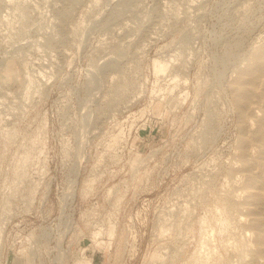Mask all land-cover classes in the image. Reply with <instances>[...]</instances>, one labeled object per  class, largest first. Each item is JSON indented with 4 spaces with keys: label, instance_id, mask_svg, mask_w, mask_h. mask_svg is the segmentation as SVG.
Listing matches in <instances>:
<instances>
[{
    "label": "rangeland",
    "instance_id": "1",
    "mask_svg": "<svg viewBox=\"0 0 264 264\" xmlns=\"http://www.w3.org/2000/svg\"><path fill=\"white\" fill-rule=\"evenodd\" d=\"M263 44L264 0H0V264L256 255L233 197L263 49L235 68Z\"/></svg>",
    "mask_w": 264,
    "mask_h": 264
},
{
    "label": "bare ground",
    "instance_id": "2",
    "mask_svg": "<svg viewBox=\"0 0 264 264\" xmlns=\"http://www.w3.org/2000/svg\"><path fill=\"white\" fill-rule=\"evenodd\" d=\"M259 47V46H258ZM255 48L254 49V51L252 52V54L246 59V61L243 63V64H241L238 68H235V69H237V70H235L236 71V74L235 75H237V72H239L240 73V76H242L243 77V73L244 72H248V71H250L253 67H254V69H255V65H256V63L258 62V60L257 59H259L260 58V51L263 49V51H264V44L263 45H261V47H259V48ZM263 51H261V52H263ZM261 54H263L262 56H261V58L264 56V52L263 53H261ZM259 57V58H258ZM257 60V61H256ZM257 67V66H256ZM253 70V69H252ZM246 72V73H247ZM249 73V72H248ZM262 73H264V72H262ZM260 75H262V74H260ZM237 77V76H236ZM238 78V77H237ZM236 79V78H235ZM237 80V79H236ZM261 81H264V78H262L261 80H260V83H261ZM261 90H262V97H264V84L262 85V87H261ZM239 93V96L240 97H242V98H244V99H242V98H240L241 99V101L239 102L240 104H246V106L248 107H245L244 105V110L247 108L248 110H249V112H247V113H252L253 114V112H254V110H253V102L251 103L250 101H247L246 99V97L249 95V92H247V91H245V90H243V89H240L239 88V90H237ZM237 96V95H236ZM239 96H238V98H239ZM249 97V100H250V96H248ZM237 98V99H238ZM240 99H238V100H240ZM243 101V102H242ZM241 105V109L243 110V106ZM261 106H262V111L264 112V101L262 102V104H261ZM239 107H240V105H239ZM246 109V110H247ZM241 110V112H243ZM246 112V111H245ZM262 112V113H263ZM262 113H260V114H262ZM257 114V113H256ZM260 114H258V115H253L254 117H255V120H256V123H257V128H252L253 126H251L252 125V123H250L248 120V118L246 119V117L243 119V118H241V119H243L242 121H243V128H244V132H246V135H244V132H243V134H242V136H241V140H242V142H248V140L250 139V140H256V141H258V148H256L257 149V152L255 153L254 152V154L252 155V154H250V152H249V150L250 149H248V151H246L247 150V146L245 145V143H243L246 147V150L245 149H243V146L244 145H242V152L240 153V156L241 155H243V156H245L243 159H244V161L243 162H241L240 163V165L238 166V165H236L237 167V169H239V170H241L244 174H241L242 176L244 175V179L243 178H241L242 179V188H243V185H244V187L246 186L245 184H247V186L246 187H248L247 188V193L245 194L244 193V195L243 196H238V194L235 196V197H238V198H234L233 197V199H234V203H237V205L239 204V205H243V206H245V212H246V214L247 215H249V217H247V219L244 221V223H246L247 225H251V226H253L252 228H253V230L252 231H254V233H252L253 234V236L250 238V239H252L253 241H251V244H249V245H253V247L252 248H254L253 250H255L254 251V254H255V252L258 254V252H262V253H264V176H262V177H260L259 176V173L257 174L256 172L257 171H254L253 170V168L254 167H257V166H261L263 169V172H264V115L262 116V115H260ZM264 114V113H263ZM241 115V114H240ZM246 116L244 113L241 115V117L242 116ZM253 117V118H254ZM253 120V119H252ZM241 121V122H242ZM255 122V121H254ZM242 124V123H241ZM255 124V123H254ZM255 127V126H254ZM257 134H256V133ZM244 135V136H243ZM249 147V146H248ZM251 151V150H250ZM241 160H242V157H241ZM239 161H240V158H239ZM235 166V165H234ZM235 168V169H236ZM259 172V171H258ZM261 175V174H260ZM264 175V174H263ZM236 183V182H235ZM234 183V184H235ZM239 184V183H238ZM239 185H241V184H239ZM235 186H237V185H235ZM234 186V187H235ZM240 188V187H239ZM234 189V188H233ZM239 191V190H238ZM240 191H241V189H240ZM239 191V192H240ZM236 193H237V191H236ZM240 194H242V192L240 193ZM235 195V194H234ZM242 208V207H241ZM242 211H243V209H242ZM244 212V211H243ZM244 212V213H245ZM245 214V215H246ZM244 215V214H243ZM248 227V226H247ZM250 228V227H249ZM248 232V231H247ZM250 234V233H249ZM248 235V234H247ZM246 235V236H247ZM248 237V236H247ZM247 240V239H246ZM247 242H249V239H248V241ZM253 242V243H252ZM248 245V246H249ZM250 246V247H251ZM248 248V247H247ZM252 251V250H251ZM250 251V252H251ZM248 252H249V250H248ZM253 254V255H254ZM257 254L256 255H254L255 257L257 256ZM260 255H264V254H261L260 253ZM241 256H243V255H241ZM245 256V258L246 257H249V256H251V255H248V256H246V255H244ZM254 256H252L250 259L249 258H247L248 260H241L240 261V263L239 264H262L259 260H260V258L258 257H254ZM260 257H262V256H260ZM241 258V257H240ZM244 258V257H243ZM243 258H241V259H243ZM255 258V259H254ZM263 261H264V259H263ZM262 261V262H263ZM264 263V262H263Z\"/></svg>",
    "mask_w": 264,
    "mask_h": 264
},
{
    "label": "built area",
    "instance_id": "3",
    "mask_svg": "<svg viewBox=\"0 0 264 264\" xmlns=\"http://www.w3.org/2000/svg\"><path fill=\"white\" fill-rule=\"evenodd\" d=\"M24 230L22 229V228H20V230H19V232H17V234H15L16 236H17V238H18V248H17V250H16V252L18 253V251L20 252V251H22V247L20 246L21 244H22V242H21V239L22 238H27V237H30V236H32V232L31 231H29V232H23ZM20 246V247H19Z\"/></svg>",
    "mask_w": 264,
    "mask_h": 264
}]
</instances>
